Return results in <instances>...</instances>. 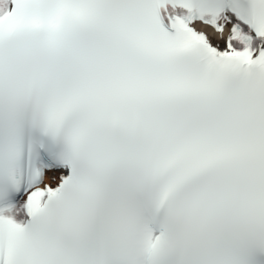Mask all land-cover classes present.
Segmentation results:
<instances>
[{"label":"snow or ice","instance_id":"snow-or-ice-1","mask_svg":"<svg viewBox=\"0 0 264 264\" xmlns=\"http://www.w3.org/2000/svg\"><path fill=\"white\" fill-rule=\"evenodd\" d=\"M0 264H264V0H0Z\"/></svg>","mask_w":264,"mask_h":264}]
</instances>
